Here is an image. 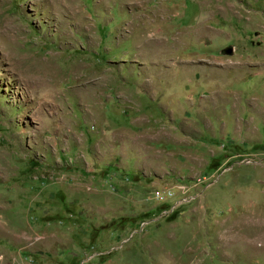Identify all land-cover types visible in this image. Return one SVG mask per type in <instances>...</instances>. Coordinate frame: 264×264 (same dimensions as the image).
I'll list each match as a JSON object with an SVG mask.
<instances>
[{
	"label": "rangeland",
	"instance_id": "1",
	"mask_svg": "<svg viewBox=\"0 0 264 264\" xmlns=\"http://www.w3.org/2000/svg\"><path fill=\"white\" fill-rule=\"evenodd\" d=\"M0 264H264V0H0Z\"/></svg>",
	"mask_w": 264,
	"mask_h": 264
},
{
	"label": "water",
	"instance_id": "2",
	"mask_svg": "<svg viewBox=\"0 0 264 264\" xmlns=\"http://www.w3.org/2000/svg\"><path fill=\"white\" fill-rule=\"evenodd\" d=\"M224 51H225L224 53L229 54V53L232 52V49H231V47H228V48H226Z\"/></svg>",
	"mask_w": 264,
	"mask_h": 264
},
{
	"label": "bare ground",
	"instance_id": "3",
	"mask_svg": "<svg viewBox=\"0 0 264 264\" xmlns=\"http://www.w3.org/2000/svg\"><path fill=\"white\" fill-rule=\"evenodd\" d=\"M49 69V68H48ZM41 71V70H40ZM44 74V73H43Z\"/></svg>",
	"mask_w": 264,
	"mask_h": 264
}]
</instances>
